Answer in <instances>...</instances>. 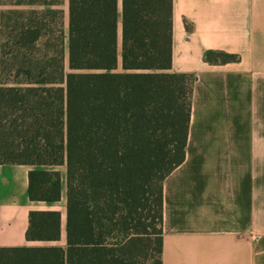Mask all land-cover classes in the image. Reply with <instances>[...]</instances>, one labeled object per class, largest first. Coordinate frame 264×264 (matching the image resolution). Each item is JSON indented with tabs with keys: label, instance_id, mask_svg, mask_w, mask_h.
<instances>
[{
	"label": "trees",
	"instance_id": "1",
	"mask_svg": "<svg viewBox=\"0 0 264 264\" xmlns=\"http://www.w3.org/2000/svg\"><path fill=\"white\" fill-rule=\"evenodd\" d=\"M0 164L30 200L60 199L64 245L0 247V264H161L162 184L185 158L195 76L172 65V0H0ZM210 64L236 56L207 51ZM25 237H60L31 210Z\"/></svg>",
	"mask_w": 264,
	"mask_h": 264
},
{
	"label": "crops",
	"instance_id": "2",
	"mask_svg": "<svg viewBox=\"0 0 264 264\" xmlns=\"http://www.w3.org/2000/svg\"><path fill=\"white\" fill-rule=\"evenodd\" d=\"M171 70L195 81L185 158L162 184L161 264H264V0H172ZM33 168L0 164V247L65 242V169L49 167L61 195L46 202L29 199ZM31 210L59 212L57 241L26 239Z\"/></svg>",
	"mask_w": 264,
	"mask_h": 264
},
{
	"label": "rangeland",
	"instance_id": "3",
	"mask_svg": "<svg viewBox=\"0 0 264 264\" xmlns=\"http://www.w3.org/2000/svg\"><path fill=\"white\" fill-rule=\"evenodd\" d=\"M4 8H6V7H4ZM60 244V243H59ZM64 245V244H63Z\"/></svg>",
	"mask_w": 264,
	"mask_h": 264
}]
</instances>
